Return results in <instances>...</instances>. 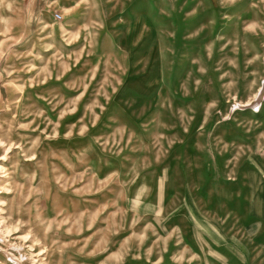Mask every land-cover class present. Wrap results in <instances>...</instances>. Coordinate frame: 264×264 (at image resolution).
<instances>
[{"label":"rangeland","instance_id":"1","mask_svg":"<svg viewBox=\"0 0 264 264\" xmlns=\"http://www.w3.org/2000/svg\"><path fill=\"white\" fill-rule=\"evenodd\" d=\"M0 264H264V0H0Z\"/></svg>","mask_w":264,"mask_h":264}]
</instances>
